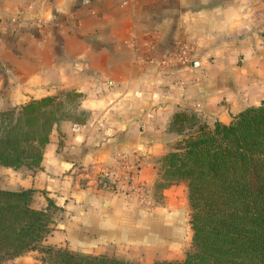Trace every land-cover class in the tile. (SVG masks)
<instances>
[{
  "label": "crops",
  "instance_id": "obj_1",
  "mask_svg": "<svg viewBox=\"0 0 264 264\" xmlns=\"http://www.w3.org/2000/svg\"><path fill=\"white\" fill-rule=\"evenodd\" d=\"M177 42L189 46L188 65L148 61ZM66 90L83 94L85 123L55 124L37 168L0 166V189H32L34 208L45 197L61 208L44 244L165 260L153 229L174 220L178 236L177 207L152 212L97 188L96 175L117 167L116 154H137L149 192L175 140L167 130L175 111L211 125L264 100V0H0V111ZM180 186L162 190L165 207H175ZM39 256L31 250L0 264H42Z\"/></svg>",
  "mask_w": 264,
  "mask_h": 264
},
{
  "label": "trees",
  "instance_id": "obj_2",
  "mask_svg": "<svg viewBox=\"0 0 264 264\" xmlns=\"http://www.w3.org/2000/svg\"><path fill=\"white\" fill-rule=\"evenodd\" d=\"M83 94L66 90L0 111V166H39L55 124H84ZM167 130L176 138L160 158L158 187L184 181L190 250L181 260L134 262L42 243L61 208L34 191L0 189V263L37 249L44 264H264V100L227 123L206 124L192 110L175 111Z\"/></svg>",
  "mask_w": 264,
  "mask_h": 264
},
{
  "label": "built area",
  "instance_id": "obj_3",
  "mask_svg": "<svg viewBox=\"0 0 264 264\" xmlns=\"http://www.w3.org/2000/svg\"><path fill=\"white\" fill-rule=\"evenodd\" d=\"M14 20H10L11 23ZM189 46L184 42H177L173 51L164 53L159 58L148 61L159 68L172 70L179 66L188 65ZM116 165L114 168L100 170L95 179L97 188L112 193H117L125 199H136L139 204L145 205L148 201L149 192L139 180L138 174L141 166V158L135 154L129 160L123 153L116 154Z\"/></svg>",
  "mask_w": 264,
  "mask_h": 264
},
{
  "label": "rangeland",
  "instance_id": "obj_4",
  "mask_svg": "<svg viewBox=\"0 0 264 264\" xmlns=\"http://www.w3.org/2000/svg\"><path fill=\"white\" fill-rule=\"evenodd\" d=\"M160 169H161V164H160ZM161 182L162 181H161L160 172H159V177L153 183L152 190L149 189L150 196L147 198L148 201L144 206L151 207L149 210H151L152 212L158 213V214H165L166 211L167 212L174 211L175 208L177 207L175 210L176 211L175 215L178 216L179 222H181L180 223L181 232L178 236L171 235L173 233H171L169 226L176 224V221L174 220L170 221L171 224L166 223L158 228H154L153 229L154 252L155 253L158 252V254L160 253V255L166 258L165 260H181L184 257L185 253L190 250V237H191V230H190L189 223H188L189 222V206L187 202L186 184L184 181H178L179 183H183V186L179 187L176 193V197L175 199H173V201L175 200V207H165V202L163 199L164 196L162 195V190L164 188L158 187V184ZM165 188H168V186H165ZM30 205L32 206V202ZM158 241L160 243L159 246L157 244ZM35 250L38 252L37 249ZM38 254L40 255L39 256V259H40L41 254L39 252ZM155 261H160V260H155Z\"/></svg>",
  "mask_w": 264,
  "mask_h": 264
}]
</instances>
